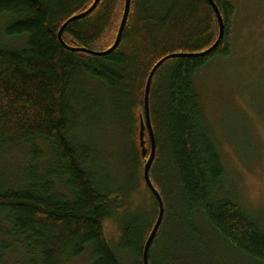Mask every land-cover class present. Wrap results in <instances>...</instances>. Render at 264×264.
Segmentation results:
<instances>
[{
	"label": "trees",
	"instance_id": "trees-1",
	"mask_svg": "<svg viewBox=\"0 0 264 264\" xmlns=\"http://www.w3.org/2000/svg\"><path fill=\"white\" fill-rule=\"evenodd\" d=\"M94 1L0 0V14L12 18L5 36L26 38L23 48L0 47V149L28 145L31 154L30 167L16 172L21 181H0V264H10V254L18 256L12 264H64L88 248L92 264H122L104 232L108 221L119 224L117 250L130 256L132 264H144L143 250L158 217V203L146 187L155 203L152 215L133 214L129 207L137 179L143 177L138 116L146 82L166 56L211 48L219 37V24L207 0H174L163 15L150 9L165 0H132L115 51L99 57L67 49L59 40L61 27ZM213 1L226 27L219 47L205 57L167 60L151 86L157 152L150 176L163 197L165 217L150 250V264H158L152 250L174 220L181 223L178 233L187 244L200 223H206L224 243L264 264V227L223 191V159L193 82L206 60L230 55L234 6L230 0ZM124 7L125 0H100L91 14L68 24L63 41L92 52L109 50ZM167 71L169 82L163 90ZM78 76L93 79L98 90L122 94L132 115L135 174L115 190L97 184L87 169L91 153L73 138L78 129ZM145 137L150 149L148 132ZM165 166L168 171H162ZM122 208H127L124 214L119 213Z\"/></svg>",
	"mask_w": 264,
	"mask_h": 264
},
{
	"label": "rangeland",
	"instance_id": "rangeland-1",
	"mask_svg": "<svg viewBox=\"0 0 264 264\" xmlns=\"http://www.w3.org/2000/svg\"><path fill=\"white\" fill-rule=\"evenodd\" d=\"M173 1L156 4L159 7L151 8L150 12L163 15ZM230 3L234 6L228 41L230 55L226 59L215 56L206 60L193 82L223 159L226 171L223 191L264 227V0H230ZM11 21L10 16L0 14V47L23 48L25 37L8 38L4 34ZM169 76L167 71L163 90L168 86ZM74 86L78 129L73 138L91 153L87 169L97 184L115 190L135 174L130 144L135 125L127 100L120 93L98 90V84L88 76H78ZM29 148L27 145L0 149V181L2 177L8 178L3 179L8 184L9 178L13 182L22 180L16 172L30 167ZM45 148L44 153H48ZM162 171H168L166 166ZM130 200L129 212L152 215L155 203L144 176L137 179ZM173 205L177 211L176 201ZM126 209L119 213L124 214ZM118 225L114 221L104 224L106 238L120 262L132 264L130 256L117 250ZM181 230V223L174 220L164 239L156 243L152 257L158 264H259L224 243L206 223H200L199 232L189 244L179 235ZM17 259L18 256L10 254L8 261L12 264ZM64 264H92L91 250L88 248L82 256Z\"/></svg>",
	"mask_w": 264,
	"mask_h": 264
},
{
	"label": "water",
	"instance_id": "water-1",
	"mask_svg": "<svg viewBox=\"0 0 264 264\" xmlns=\"http://www.w3.org/2000/svg\"><path fill=\"white\" fill-rule=\"evenodd\" d=\"M210 5L212 6L217 20H218V24H219V37L217 39V41L215 42V44L207 49L204 52L201 53H194V54H188V53H175V54H171L166 56L165 58H163L161 61H159L151 70L147 82H146V86H145V94H144V109L143 111L140 110V131H139V142H140V152H141V156L144 159V180H145V185L146 187L150 190V192L152 193V195L155 197L157 203H158V217L156 219V222L154 224V227L151 231V233L149 234L145 246H144V250H143V263L144 264H150V250L151 247L158 235V232L163 224L164 221V217H165V204H164V200L163 197L161 195V193L159 192V190L155 187L151 176H150V172H151V168L152 165L154 163V160L156 158V152H157V142H156V137H155V133H154V129H153V125H152V121H151V111H150V92H151V86H152V82L154 79V76L156 74V72L158 71V69L163 65L164 62H166L167 60L170 59H176V58H183V57H205L208 56L209 54H211L214 50H216L219 45L221 44L224 36H225V32H226V27H225V23H224V19L222 17V14L219 10V8L217 7V5L215 4V2L213 0H207ZM100 0H95L93 5L85 12L76 15L74 17H72L71 19H69L62 27L61 30L59 31V40L62 42V44L69 50L74 51V52H85L94 56H99V57H103V56H107L109 54H111L113 51H115L118 46L121 43L122 40V36L124 33V30L126 28V24L129 18V14H130V9H131V4H132V0H125V7H124V13H123V17H122V21L120 23V27L117 33V37H116V41L114 43V45L107 51L104 52H92L89 51L87 49L84 48H72L69 47L68 45L65 44V42L63 41L62 38V34L63 31L65 30V28L68 26V24H70L71 22L86 17L89 14H91L98 6ZM146 132H148L149 137H150V143H151V148L149 149L147 147V140H146Z\"/></svg>",
	"mask_w": 264,
	"mask_h": 264
}]
</instances>
